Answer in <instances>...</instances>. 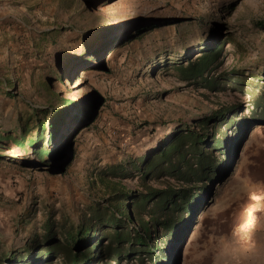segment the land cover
Wrapping results in <instances>:
<instances>
[{
  "label": "rangeland",
  "instance_id": "1",
  "mask_svg": "<svg viewBox=\"0 0 264 264\" xmlns=\"http://www.w3.org/2000/svg\"><path fill=\"white\" fill-rule=\"evenodd\" d=\"M209 41L222 45L220 67L209 74L215 87L180 80L171 63ZM259 101L264 0H0V260L24 256L26 242L49 221L58 229L84 222L107 194L97 180L106 166L222 111L231 126L220 131L234 144L215 153L221 178L196 194L168 244L156 241L159 250L143 264H264ZM43 109L63 113L48 146L63 149L61 167L54 159L50 167L40 163L28 145L33 133L13 144L19 124L35 114L44 120ZM139 182L124 181L130 189Z\"/></svg>",
  "mask_w": 264,
  "mask_h": 264
},
{
  "label": "trees",
  "instance_id": "2",
  "mask_svg": "<svg viewBox=\"0 0 264 264\" xmlns=\"http://www.w3.org/2000/svg\"><path fill=\"white\" fill-rule=\"evenodd\" d=\"M256 26L261 27L262 22H256ZM212 44L203 42L194 53L171 63L170 69L186 83L215 87L209 74L220 67L222 45ZM96 54L93 51L89 60L93 61ZM262 105L264 101L255 102V106ZM61 112L43 109L41 114L46 121L35 114L28 125L19 124L22 133L19 139H12L13 144L22 145L25 137L33 133L35 136L28 145L40 163L46 167H50V159L61 163L63 149H48L57 136L56 127L63 122ZM79 112L88 115V110ZM230 119L225 112H216L158 139L155 147L142 156L106 166L97 180L107 194L90 209L84 222L58 229L56 223L49 221L41 237L26 242L24 256L16 257L19 251H15L17 255L3 258L0 264H39L51 260H58L59 264H103L106 258H115L116 264L126 258L143 264V258L153 259L160 248L156 241L168 244V237L182 225L181 213L190 207V201L204 191L206 183L212 186L221 178L215 153L222 154L229 141L234 144V139H227L220 131L221 126H231ZM81 121L78 119L76 125ZM211 123L216 126L209 131ZM235 130L239 133L240 126ZM64 164L62 161L60 167ZM134 177L140 181L138 189H130L124 183ZM146 179L158 185L149 186Z\"/></svg>",
  "mask_w": 264,
  "mask_h": 264
},
{
  "label": "water",
  "instance_id": "3",
  "mask_svg": "<svg viewBox=\"0 0 264 264\" xmlns=\"http://www.w3.org/2000/svg\"><path fill=\"white\" fill-rule=\"evenodd\" d=\"M100 103H102V101H100ZM98 106H99V105H98ZM92 119H93V117H91V118L88 119L87 121L82 122V124H81L80 126L83 127V126L88 125V124L92 121ZM228 177H230V175H229Z\"/></svg>",
  "mask_w": 264,
  "mask_h": 264
}]
</instances>
